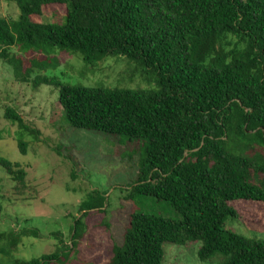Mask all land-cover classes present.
Wrapping results in <instances>:
<instances>
[{
	"label": "trees",
	"instance_id": "trees-1",
	"mask_svg": "<svg viewBox=\"0 0 264 264\" xmlns=\"http://www.w3.org/2000/svg\"><path fill=\"white\" fill-rule=\"evenodd\" d=\"M19 14L0 16V50L79 52L87 65L105 56L134 61L151 78V89L86 87L38 77L35 84L59 88V104L76 129L144 143L145 159L131 194L165 201L179 220L132 213L121 247L109 264H162L163 245L199 242L198 257L222 256L221 264H264V239L225 228L237 216L230 202L264 204V0H2ZM63 6L62 23L38 21L44 8ZM15 77L22 58L9 59ZM48 62V63H47ZM6 119L29 130L5 108ZM36 133V132H35ZM20 153L26 143L17 142ZM0 171L25 188V171L0 157ZM93 194L80 203L81 217L103 212ZM37 229L0 231V254L16 250ZM66 248L67 247H63ZM69 249V248H68ZM60 249L18 264H51Z\"/></svg>",
	"mask_w": 264,
	"mask_h": 264
},
{
	"label": "rangeland",
	"instance_id": "rangeland-1",
	"mask_svg": "<svg viewBox=\"0 0 264 264\" xmlns=\"http://www.w3.org/2000/svg\"><path fill=\"white\" fill-rule=\"evenodd\" d=\"M18 14L15 3L0 0V16L12 20ZM64 14L60 5L44 8L38 21L62 23ZM12 57L22 58V74L33 57H47L52 65L45 69L32 65L27 80L21 81L13 74L9 62ZM38 77L86 87H155L144 69L122 56H105L87 65L79 52L58 48L25 54L11 47L6 49L5 57L0 50V157L19 164L27 184L18 188L17 181L0 171V231L33 228L39 232L38 238L22 237L12 253L0 254V264L39 258L57 247L61 257L51 264H109L114 248L123 245L130 214L145 212L179 220L168 202L140 194L126 199L145 159L144 143L71 127L59 104V88L35 84ZM7 107L21 116L29 130L5 118ZM18 141L26 143L23 154ZM93 193L103 198L104 211H91L81 217L79 237L72 245L74 220L83 214L80 203ZM230 206L237 216L229 218L225 228L245 237L264 239L263 203L238 200ZM199 247V242L165 243L162 264H221L220 254L201 260Z\"/></svg>",
	"mask_w": 264,
	"mask_h": 264
}]
</instances>
